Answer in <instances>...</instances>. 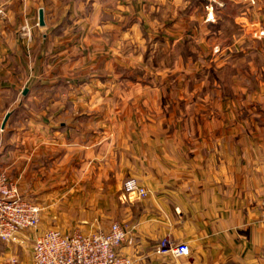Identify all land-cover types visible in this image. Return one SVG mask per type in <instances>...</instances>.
I'll use <instances>...</instances> for the list:
<instances>
[{
  "label": "crops",
  "instance_id": "1",
  "mask_svg": "<svg viewBox=\"0 0 264 264\" xmlns=\"http://www.w3.org/2000/svg\"><path fill=\"white\" fill-rule=\"evenodd\" d=\"M1 5L0 173L41 213L0 264L112 223L132 264H264V0Z\"/></svg>",
  "mask_w": 264,
  "mask_h": 264
},
{
  "label": "built area",
  "instance_id": "2",
  "mask_svg": "<svg viewBox=\"0 0 264 264\" xmlns=\"http://www.w3.org/2000/svg\"><path fill=\"white\" fill-rule=\"evenodd\" d=\"M22 31L29 37V30ZM125 195L139 199L147 191L135 179L123 183ZM41 209L22 197L14 181L0 173V242H15L16 236L36 231L40 222ZM132 243L131 232L119 223H112L106 231L63 234L49 230L33 239L31 264H132V261L118 253V249ZM155 253L172 258L186 257L188 247L177 244L169 238L161 239L155 246Z\"/></svg>",
  "mask_w": 264,
  "mask_h": 264
},
{
  "label": "water",
  "instance_id": "3",
  "mask_svg": "<svg viewBox=\"0 0 264 264\" xmlns=\"http://www.w3.org/2000/svg\"><path fill=\"white\" fill-rule=\"evenodd\" d=\"M38 25L40 27H43L44 26V22H43V11L42 10H40L39 11V14H38ZM7 119H8V115H6V117H5L4 121H3L2 128L4 127Z\"/></svg>",
  "mask_w": 264,
  "mask_h": 264
},
{
  "label": "rangeland",
  "instance_id": "4",
  "mask_svg": "<svg viewBox=\"0 0 264 264\" xmlns=\"http://www.w3.org/2000/svg\"><path fill=\"white\" fill-rule=\"evenodd\" d=\"M2 15H3V6L1 5L0 6V16H2ZM23 27H26V25H24ZM24 34H26V32ZM32 232L33 231H28L27 233H23L22 235H31L30 233H32Z\"/></svg>",
  "mask_w": 264,
  "mask_h": 264
}]
</instances>
